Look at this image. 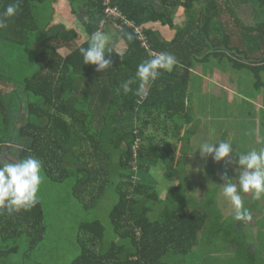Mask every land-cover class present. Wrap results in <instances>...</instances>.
Instances as JSON below:
<instances>
[{"label":"trees","instance_id":"1","mask_svg":"<svg viewBox=\"0 0 264 264\" xmlns=\"http://www.w3.org/2000/svg\"><path fill=\"white\" fill-rule=\"evenodd\" d=\"M155 1L112 0L121 11L116 17L106 14L103 0H69L73 16L82 19L80 31L54 23L55 0H0V12L10 3L19 5L0 29V45L8 46L0 47L2 57L21 49L33 53L37 65L22 79L0 71V78L18 82L0 83V163L38 158L52 182L74 181L73 196L86 210L113 190L111 232L99 219L81 222L79 254L70 264H264V236L261 248L248 243L241 229L245 221L220 210L217 189L204 198L189 195L184 167L194 134L188 128L195 121L188 89L195 63L227 58L233 67L253 71L260 86L264 0L236 1L254 6L258 19L252 23L241 18L231 0ZM177 10L183 11L185 25L174 30ZM129 21L143 29L149 49ZM107 24L118 29V36L105 31ZM170 30L174 35L168 40ZM96 31L113 38L106 53L113 63L102 72L84 64L79 51ZM165 52L177 64L171 72L161 70L141 100L137 66ZM11 68L18 69L12 63L3 67ZM129 79L132 91L125 93L122 86ZM14 136L18 147L10 143ZM139 161L154 164L148 174L159 184L169 179L167 187L139 182L132 172ZM251 195L241 192L254 225L262 227L264 202ZM44 218L40 201L30 210L0 211V264H18L15 255L21 261L37 248L46 237ZM23 239L28 248L20 253ZM202 248L206 252L196 256Z\"/></svg>","mask_w":264,"mask_h":264},{"label":"rangeland","instance_id":"2","mask_svg":"<svg viewBox=\"0 0 264 264\" xmlns=\"http://www.w3.org/2000/svg\"><path fill=\"white\" fill-rule=\"evenodd\" d=\"M236 1L238 0H231L232 5L247 23L258 19V16L254 15L253 5L240 4ZM156 4H159L158 0L155 1L154 5ZM77 28L82 31V28ZM114 32L115 36H118L117 28H114ZM112 40L109 39V42ZM0 47L8 49V46L4 44ZM2 49L0 48L1 72L22 79L33 75L37 70L33 53L17 49L19 54L12 56L10 52L8 58H4L2 52L5 50L1 51ZM8 63H12L13 66L16 64L18 69L4 70L3 67ZM261 79L263 83L257 86L258 80L253 71L247 68L237 69L227 58L222 61L211 58L207 62L195 63L191 75L188 92L194 109L195 121L188 126L194 134L191 137V152L184 166L191 187L188 194L204 198L209 190L217 189L218 205L227 217L233 215L234 211L230 200L223 194L224 181L221 179V174L226 171L231 181L239 186L237 173L234 171L235 164H228L226 161L214 162L211 157L202 156L199 147L205 141L217 143L228 140L232 142L238 154L264 148V71L261 73ZM0 83L18 84L17 81L3 76L0 78ZM17 88L21 95V88ZM15 137V140L10 143L18 147L16 144H19V140L16 141L17 137ZM11 157L16 158V153H11ZM231 158L235 160L238 156ZM140 165L143 168H139ZM147 168L152 170L154 164L147 161L136 163V167L132 169L134 177L139 182L153 183L160 190L164 186L167 187L170 183L169 179H164L163 183L159 184L157 179L148 174ZM41 174L43 182L37 195L45 214L46 237L26 258L20 261V256L15 255L14 259L19 261L18 264H70L79 254L76 236L81 222L99 219L108 232H111L109 213L116 202V195L113 190H110L100 205L86 210L73 196V180L52 182L43 170ZM250 198L252 199L253 195ZM260 201L264 202V198ZM263 212L264 208H261L259 218L262 220H264ZM241 229L248 243L258 248L262 247L260 239L264 236V224L262 227L259 224L254 225L251 217L250 220L244 222ZM27 248L28 244L23 239L20 253ZM229 250L232 251L234 248L230 247ZM203 252L206 251L202 248L196 256ZM213 254L220 256L216 252Z\"/></svg>","mask_w":264,"mask_h":264},{"label":"clouds","instance_id":"3","mask_svg":"<svg viewBox=\"0 0 264 264\" xmlns=\"http://www.w3.org/2000/svg\"><path fill=\"white\" fill-rule=\"evenodd\" d=\"M18 7V3H10L3 12H0V29L7 27L8 20L16 15ZM128 38H132L130 34ZM109 39V36L101 31L92 33L88 47L79 49L84 64L95 65L98 72L111 67L113 63L111 56L106 58V53H111L107 48ZM176 64L175 56L167 52L140 63L136 71V78L139 80L136 95L141 100L146 97L147 86L161 75V70L171 72ZM132 83L134 81L129 79L123 84L125 93L132 91L130 87ZM199 151L202 156L211 157L214 162L226 161L228 164H235L234 171L237 173L239 187L237 183L231 181L225 171L221 174V179L224 181L223 194L231 202L233 218L236 221L250 220L251 215L245 209L241 192H251L256 200L264 198V148L238 154L231 141L222 140L217 143L205 141L199 147ZM233 156H238V159L233 160L231 158ZM41 170L42 161L33 156L17 162L0 163V211L12 214L21 209L33 208L39 202L37 193L43 182Z\"/></svg>","mask_w":264,"mask_h":264},{"label":"crops","instance_id":"4","mask_svg":"<svg viewBox=\"0 0 264 264\" xmlns=\"http://www.w3.org/2000/svg\"><path fill=\"white\" fill-rule=\"evenodd\" d=\"M78 4H84L85 0H76ZM69 0H55V3L52 4V7L54 9V23H62L66 25L67 27L74 25L75 27L83 28L82 23H81V18H75L73 16V13L70 10L69 6ZM46 8H49V6H45ZM175 26L174 30H177L179 27H183L185 25V19H184V14L183 11L177 10L175 15ZM115 28V27H114ZM114 28H110V25L107 24L105 27V31L110 33L111 31H114ZM166 36L168 40L172 39V33L174 31L170 30ZM115 33V32H114Z\"/></svg>","mask_w":264,"mask_h":264},{"label":"built area","instance_id":"5","mask_svg":"<svg viewBox=\"0 0 264 264\" xmlns=\"http://www.w3.org/2000/svg\"><path fill=\"white\" fill-rule=\"evenodd\" d=\"M103 4L105 7V12L108 15H115L116 17L121 16V11L119 10V7L116 5H112V0H103ZM126 17L124 18L125 21ZM129 27L132 28L134 31L135 36L138 37V39L142 42L143 46L147 47L148 49L150 48V43L149 39L144 33L143 29L136 26L133 22L129 21L128 22ZM154 53V52H153ZM155 55V53H154ZM159 55V54H158Z\"/></svg>","mask_w":264,"mask_h":264}]
</instances>
